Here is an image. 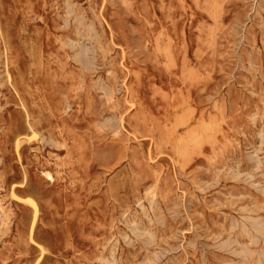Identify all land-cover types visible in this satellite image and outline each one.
I'll return each instance as SVG.
<instances>
[{
    "label": "rangeland",
    "instance_id": "rangeland-1",
    "mask_svg": "<svg viewBox=\"0 0 264 264\" xmlns=\"http://www.w3.org/2000/svg\"><path fill=\"white\" fill-rule=\"evenodd\" d=\"M0 264H264V0H0Z\"/></svg>",
    "mask_w": 264,
    "mask_h": 264
},
{
    "label": "bare ground",
    "instance_id": "bare-ground-1",
    "mask_svg": "<svg viewBox=\"0 0 264 264\" xmlns=\"http://www.w3.org/2000/svg\"><path fill=\"white\" fill-rule=\"evenodd\" d=\"M32 129V128H31Z\"/></svg>",
    "mask_w": 264,
    "mask_h": 264
}]
</instances>
